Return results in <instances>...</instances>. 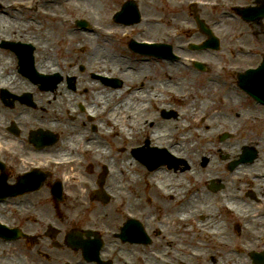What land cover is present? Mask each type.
Instances as JSON below:
<instances>
[{
    "label": "rangeland",
    "instance_id": "1",
    "mask_svg": "<svg viewBox=\"0 0 264 264\" xmlns=\"http://www.w3.org/2000/svg\"><path fill=\"white\" fill-rule=\"evenodd\" d=\"M122 1L123 0H57L56 2H53L51 3V5L46 7H51L52 13H55L59 16L63 15L78 17V15L81 16L83 15V13H89L90 16H93L91 18L97 20L104 27H108L112 25H118L113 21L112 14L114 13V11L119 9ZM173 2L174 0H146L145 4L150 7L149 10L151 12V14L148 15L158 18L161 17L160 19H162V24L161 26H159V29H157L158 27L152 28L153 33H151V30L148 27L150 32L148 37L157 38L161 36L164 31H173L177 27L181 26H184L185 28L195 26V28H197L194 21L189 19V15L187 16V14L179 11V9L174 6ZM27 11L22 16H17L21 17L20 19H22V22L20 19L19 21H12V24H15L17 26L20 25V30L19 28H16V30H12L13 28L7 30L5 28L0 31L14 37L17 36L16 38H23L24 40L33 39L34 42L44 45L45 43L43 40H46V38L42 32L44 31V28H46V30L48 29L52 33V37L54 38V40L50 41V49L48 50L51 53L55 52L56 55L59 53L55 50L59 49V40L64 36L67 37L66 42L78 49H74L73 51L68 53L67 51H64L62 53H59L58 55H66V57H68L69 54H72V56H76L74 55V53L80 52V47L78 46V44H87L85 47L86 51L92 54V51L89 49V47L92 48V44L95 43L100 46L101 53L104 54V57H102L101 55V60L98 64L105 71H108V69L110 68L115 72L114 63L117 62V59H119L120 68L138 65L135 62L136 57L127 54L128 52L126 49L125 40H122L119 37L111 38L108 41L89 37L88 39L93 40V43H87V41L85 40L86 37L84 35H77L75 33H72L71 31H73V29L71 30V27L70 29L64 28L56 20L52 22V20L50 19L34 16L35 21L32 25V22L26 18L27 16H32V14L31 12ZM205 15L207 19V14L205 13ZM38 20L41 22L40 24ZM145 26L147 25L144 24L143 27L139 28L140 25H136V28L139 29L134 30L133 36L137 37L140 34L143 35V37L147 38L146 35L144 36V34H142V30H144ZM217 29L222 38V47L218 53H220L219 55L222 56H228L230 58V61H228L230 62V64H240L246 66L247 64H254L258 59H260V57H257L253 59L242 58L244 59L242 60L239 58L241 57V55L233 58L232 52L233 50H235L237 45L245 43L248 45H256L255 47L260 50L261 54V49H263L262 47H264L263 33L256 34L257 36H253L252 38L250 35L251 29L245 24V22L241 21L240 19L232 20L229 18H224L223 23L220 24ZM195 33L196 35H198L199 39L204 38V36L199 31H197V29H195ZM37 36L41 38H38ZM199 39L196 38V40ZM42 57L43 56H41L40 58ZM168 67L170 66L166 65L165 63L157 66H150L152 73H159V76L152 77V80H156V77H160L161 71L167 70ZM173 69L175 70L168 71L170 72V78L168 81L169 93L161 90L163 93L162 95L165 96L161 99V101L165 104L164 106L169 108L168 111H176L178 113L177 118L179 119V122L175 124L176 130H172V132H169L170 130H167L169 132L168 137H170L172 141L174 140V142H179L180 140H182V135H188L189 141L185 143L188 145L185 146L184 144L182 147H178V150L185 153L186 160L193 164L194 169L187 170L184 173H177L180 175V186L177 187L178 190L174 188L177 191V196L175 198L169 199L167 198V196H165L164 193L158 192L157 190L155 191L151 183H149L150 185L147 183L149 177L143 170L136 171V169L134 168L132 170L129 167V161H123L121 155L126 153V151L118 150V147L116 148V151L113 149V146H110L109 140L100 139V142L104 143L103 145H107L109 147V155L113 157L112 167L116 169L117 173V176L115 175L114 177L116 183L113 185V190L115 192H117V190L128 191L131 195L130 210L147 214L151 220V225L157 222H160L163 225L165 224L167 226V229L169 230V233H171L176 242L178 241V245L174 249L181 250L182 255L185 256V262H187V260H192V264H199L198 261L193 260L190 254L192 250H201L207 254L208 262H211L213 260V257L216 259L217 257H219L220 264H234L235 261L243 262L244 259H246L249 264H252L251 259L246 255L244 256V254L239 252L237 249H235V251L239 255L236 252H232L230 254L231 257L228 258V254L230 253V249H232V247H229L228 245L222 246L220 248L217 246V244L214 243L215 241L202 237L197 229V221L204 226L216 230H218L216 228V225L217 223H219V227L222 229L220 231L222 236L226 240H230V242L243 241L245 243V240L247 242H250V240H254L253 235L245 232V230L242 229L243 231L241 230L240 234H237L235 230L236 225H238L240 222L239 220H245L249 216V214H251L249 213V211H251V207L244 206L245 203H243V211L244 207L246 208L244 211V215L246 217L243 218L242 215L234 216L228 214L223 209H221V204L227 201L230 198V195L236 196L238 194H241L242 196H244L243 193H247V188L250 187L248 185L249 181L247 178L243 177L240 180L241 182L235 180V173L232 174L229 171V166L228 168L226 167V165L230 161L235 160L238 157L241 150L245 148V146L253 147L258 152V157L256 160L257 165L254 166L251 171L258 170L259 168L264 166V151L262 150L264 147V111L255 110L253 108L256 106L253 104L254 102L250 101L233 87L232 82L236 79L235 75L231 77V74L229 73H220L218 71L216 72L215 69H211L206 73H202L200 76H193L190 70L184 69L182 67ZM129 71L130 74L126 76L128 85L131 84L132 77H134L132 75L134 73H137L132 72L131 70ZM165 72L167 71H164V73ZM146 80L147 79L145 78L144 81ZM161 82H164V80H161ZM125 89L126 87L123 89V91ZM172 90L180 92V96H178L179 99H176V96H173L171 92ZM114 98L115 97L108 96L106 100L113 101ZM194 98L199 99V102H197L198 104L194 108V113L198 115L196 117H192L190 110L186 107L188 101ZM228 100H232L235 102V110L229 109L225 110V112L223 113L220 112L219 114H213L212 109L201 108L203 107V103L206 104L211 102L215 103L216 107L219 108L222 105H227ZM101 105L102 104H100V107ZM200 110H203V112L199 115ZM248 113L254 117H258L259 120L255 121L254 119H252L251 122H247L242 116ZM135 119L129 117L128 120H130L131 122H135ZM0 121L2 122V124H4L2 116H0ZM162 121L164 123L165 120ZM182 121H186L187 123H189V125H192V130L185 131V128L182 127ZM64 124L65 127L64 129L62 127L61 130L67 129V131L60 132V139L57 143L58 147H56V152L61 151L60 149H62L63 151H65H62L63 153H70L73 155L75 146L82 140H79L77 143L73 142L72 145L67 147L66 144L69 140L68 137L72 132L70 126L67 125L68 123ZM75 124L84 129L81 131L78 130L80 135L86 133L87 127L82 123L81 119L76 121ZM217 129L220 130V132L234 131L236 134L233 133L232 137L220 141L218 140L217 136L211 135V132ZM205 134H209V140H203ZM125 137L126 135L122 137L113 136L110 140L114 141L116 144L118 143L117 145H120V141ZM141 139L143 140V142L139 145L145 144V133L138 135L137 140ZM167 141L168 140L166 139L162 142L163 144H165L164 146L167 145ZM255 142H258L259 145L255 144ZM235 149H237V151L236 153H233V150ZM128 158L134 160L132 156L130 157L128 155ZM205 158L208 159L207 165L204 161ZM91 161L94 162L97 166L103 165L104 162H106V160H98L96 156H92V158L88 162ZM122 165L126 167L124 171L120 170ZM128 169L130 170L132 175H130ZM97 170L98 168H95V166H92L91 169H82L77 167L70 169L69 174L72 175L73 178H75L78 184L80 180H83L84 182L83 185L79 184L81 187H78L77 189H74L72 187L71 190L76 197L74 201H69L66 199L64 201H68V203L64 201L63 202L66 205H72L74 203L80 204L79 208H81V211H78L79 213L75 212L70 214V218L72 220L79 219L80 215L81 218L83 217V221H85V216L89 219L88 224L91 226H104L107 223L111 229L118 230V228H116V222L119 218V212L117 208H121L122 210V207L112 204L103 205L95 200L92 195H90V191L93 188L92 186L96 185L98 174ZM193 171L194 173L191 174ZM241 171H239L238 175H242ZM94 174L96 175L94 176ZM196 174H200L203 179L218 178L222 181L224 187L218 190V192L207 193L206 190L201 191L199 198H194L192 202L190 201V203H186L180 213L193 214L196 222H193V225H190L188 228H184L182 227V223L179 221V224L181 225L179 228V224L175 218L176 214L178 213L176 212L177 208L175 207L176 202L184 198L187 188L191 186H193L194 188L205 186L203 182L199 183L197 179L192 178ZM159 176V182L162 185L164 184L167 189H170L167 187L169 186L167 178H165L164 180L161 174L156 177L158 178ZM44 189H47V191L45 192ZM48 192V188L44 187L37 194L28 196L22 203V206L33 208L34 212L37 214L36 217L27 218L24 216H17L14 210L11 209L10 205H8L7 207H0V215L16 221L23 228H29L30 231H26L31 234L36 233V235L44 233L48 228V226L46 225V221L52 220L57 227L61 228V234L60 232H58L56 237L53 239L41 235V245L28 244L24 239H20L18 242H15L13 244L4 243V245L0 247V249H5L3 251H1L2 249L0 250V264H64V262L66 261L64 250H60L56 245H51V242L55 241L56 239L59 240L60 244L63 246V239L70 231V226L58 223L59 218L55 216V210L52 206H46L41 203L38 204V200L50 197ZM170 194L173 195L172 189H170ZM198 199L200 201H197ZM247 201V203H249L250 205H252V203L254 202L253 200L249 199H247ZM63 202L61 204H63ZM88 205H90V208H87ZM65 208L67 209V207ZM179 209L180 207H178V210ZM252 209L256 210V212H261L264 209V199H262L261 203H256V205H254ZM210 214H214L215 217L212 216L210 219H208ZM254 214L257 213L254 212ZM176 231L180 233L182 239H180L176 235ZM38 242L39 241H37V243ZM163 243L160 244L165 245ZM154 244L152 246H142L140 249H133L126 246L127 251H122L121 256L126 258L128 257L127 264H140V257H146L147 260L153 261L151 257H153V254H155V251L161 252L165 250V246ZM260 245L264 244L261 242L259 246ZM256 249L261 250V248Z\"/></svg>",
    "mask_w": 264,
    "mask_h": 264
},
{
    "label": "flooded vegetation",
    "instance_id": "2",
    "mask_svg": "<svg viewBox=\"0 0 264 264\" xmlns=\"http://www.w3.org/2000/svg\"><path fill=\"white\" fill-rule=\"evenodd\" d=\"M67 76L76 77V72L73 69H69L67 71ZM88 76V75H87ZM89 77V76H88ZM95 82H89L87 80H77V81H68L62 80L59 81L56 86L51 91V96L44 97L41 95L33 96V101L35 102V106L27 107L26 110H22L20 108V102L17 98L12 99L11 107H8L3 101V109H2V119L4 121V128L0 129L1 137L3 140L2 150L0 153V188L4 191H14L11 194L17 197H9L0 204V207H7L10 205L11 209L14 210L17 216H24L27 218H31L32 216L36 217L37 214L34 212L33 208L22 206V203L25 199L33 194H37L44 187L48 188V194L50 197L43 198L38 200V204H44L46 206H52L55 210V216L59 218L60 224H65L66 226H70V231H79L80 229H85L88 225L87 221H83V217L79 215V219L72 220L70 218L71 213H75L81 211L80 204L74 203L72 205L65 204L68 201H74L76 199L75 194L72 192V187L77 189L83 185V180L79 181V184L76 182L75 178L69 174V170L72 168H76V166L64 168L60 165V162L64 157L69 156H78L77 148L78 147H94L96 149L100 148V135L92 134L91 130L88 128V124L85 122L84 117L86 115L85 109L90 106L91 109L95 110L97 99L90 94L88 88L96 89L93 85ZM41 90L39 87H37ZM21 88L19 86L14 87L15 93H20ZM49 105L50 108L46 109L45 106ZM62 116H69L71 120L79 119L82 120V123L87 127L86 133L82 135L79 134L78 130H84L82 127L75 124L76 121H62ZM15 122L19 129H15L12 127V123ZM36 123H41L48 126V129H43L42 131H38L35 128ZM64 123H68L67 125L71 128V134H69V140L67 141V147L72 145L73 142L77 143L79 140H82L77 144L74 148L73 155L70 153H63L61 151L56 152L57 143L60 139V132L67 131L61 130V128L65 127ZM78 134V138L73 141L74 136ZM88 135H92L93 139L89 142L85 141V137ZM58 140V141H57ZM57 142V143H56ZM63 151V152H62ZM92 156H96L97 159L99 156L97 152L92 155H88L86 157V163L82 166V169H85L89 163L95 168H98L97 172L101 171V165L97 166L94 162H88ZM100 169V170H99ZM26 173L28 174L26 177H23ZM96 174H94L95 176ZM39 176H41V187L28 193L26 195L18 196L15 195L20 190L19 185L24 183H36L38 181ZM61 183L63 188V194L61 198H58L56 195L57 185ZM95 188V185L92 186ZM92 188V190H93ZM253 190L257 192V195L264 196V189L255 187V185H251ZM91 190V191H92ZM3 191V192H4ZM46 192L47 189H44ZM90 191V192H91ZM8 193V192H7ZM9 194V193H8ZM59 200V201H58ZM253 200L257 201L256 197ZM64 201V202H63ZM63 202V204H61ZM67 207V209L65 208ZM90 205L87 206V208ZM175 207H177L175 205ZM26 211L30 212L31 216H27ZM177 212V209H176ZM79 213V212H78ZM178 216L176 214L175 218ZM0 217L9 223L13 224L15 227H20L25 231H30L29 228H23L19 223L13 221L3 215ZM46 225L49 227L50 225L56 227L61 234V228L57 227L52 220L46 221ZM179 227V226H178ZM36 234V233H34ZM168 235L171 237V240H166ZM176 235L182 239L180 233L176 231ZM148 246L152 245V238ZM18 242V241H16ZM28 244H33L26 241ZM58 242H60L58 240ZM156 242L158 245L162 246H171L175 248L178 245V241L173 238L171 233H168L167 226L164 224L162 226V231L156 233ZM8 244H13L15 242H7ZM41 239L39 242L35 243L41 245ZM57 242L52 241L51 245H56ZM39 245V246H40ZM58 247V246H57ZM60 250H64L66 261L71 264H95L90 263L88 260L83 258V252L80 250H74L68 246L58 247ZM40 252V250H39ZM177 255H181V251L175 250ZM102 259L107 261L105 264H118L114 249L112 247H108L107 249L101 250ZM75 259V260H74ZM2 264V263H1ZM150 264L152 262L150 261ZM164 264V263H158Z\"/></svg>",
    "mask_w": 264,
    "mask_h": 264
},
{
    "label": "bare ground",
    "instance_id": "3",
    "mask_svg": "<svg viewBox=\"0 0 264 264\" xmlns=\"http://www.w3.org/2000/svg\"><path fill=\"white\" fill-rule=\"evenodd\" d=\"M41 13V15L43 16V17H47V18H49V19H55L54 18V16H53V13H51V7H46L43 11H41L40 12ZM4 17V19H3V22H6V23H10L9 21H6V17L5 16H3ZM60 24H62L63 23V19H61L60 17H58L57 19H56ZM2 22V23H3ZM6 27H10V26H6ZM155 27H157V26H155ZM95 29H97V30H100V31H102L103 33H105V34H108V35H113V34H117V33H125V34H127V30H128V27H125V26H108V28L109 29H111V31L110 32H107V31H104V29H102V28H100V27H94ZM46 30V28H44V31ZM46 32V31H45ZM44 32V33H45ZM82 33H84V32H82ZM88 36H90V37H92V35H90V34H87ZM94 35V34H93ZM47 38H50V36H48ZM106 41V40H105ZM1 61H5V59L4 58H1ZM115 67L118 69L119 67H120V63H118V64H116L115 65ZM147 67H149V66H147ZM8 69L5 67V71H7ZM191 74L193 75V76H200V74L201 73H197V72H192L191 71ZM144 75V74H143ZM172 75V74H171ZM168 76H170V72H167L166 74H165V78H169ZM140 94V93H139ZM135 96V95H134ZM197 102H199V99L198 98H194V99H192V100H190V101H188V103H187V109H189L190 110V112H191V116L192 117H196V116H198L197 114H195L194 113V108H195V106L198 104ZM123 105V104H122ZM122 105H120L117 109H116V111H115V115L116 116H119L120 114H122V112H128V113H132V114H134V115H136L137 116V118L139 119L138 120V123H143V127H142V130L144 129V127H145V125L144 124H146L145 122H146V117H149L150 119H152V117L151 116H149V114H146V115H144V113L146 112L147 113V109L149 108L148 106H146V109H145V107H144V105H141V104H138V103H133V102H131L130 101V98H127V102H126V106H122ZM234 107H236V104L235 103H232V102H228V104L227 105H222V106H220L219 108H217L216 107V104L215 103H213V102H211V103H203V107H201L202 109H212V112H213V114H219L220 112L221 113H223V112H225V110H229V109H231V110H235V108ZM257 108H259V107H257ZM216 109V110H215ZM262 110L261 111H264L263 109L264 108H261ZM202 112H203V110H200L199 111V115L200 114H202ZM243 118H244V120H246L247 122H251L252 121V119L251 118H253L254 119V117L251 115V114H247V115H243L242 116ZM256 121H258V120H256ZM179 122V119L178 120H170V121H168V123H169V127H175V124H177ZM201 122H202V119H201ZM189 125V123H187L186 121H182V127L183 128H186L187 126ZM160 126H162L159 122H156L155 123V127H154V134H158L159 136H160V138H158V139H163V137H164V132L161 130V128H160ZM155 136V135H154ZM163 136V137H162ZM78 138V134H76L75 136H74V138H73V141L74 140H76ZM182 138H183V142L184 143H187L188 141H189V138H188V135H186V134H184V135H182ZM130 138H128V137H125V138H123L122 140H121V142H122V144H125L126 143V141L127 140H129ZM183 144V143H182ZM186 145H188V144H185V146ZM236 151H237V149H235V150H233V153H236ZM174 153L176 154V155H180V153L179 152H175L174 151ZM128 155L131 157V155H130V153L128 152V151H126V153H124L123 155H121L122 156V159H123V161H129V167L133 170V168L134 169H136V171H141V170H143L144 172H145V174L146 175H148L149 176V180L147 181V182H150V183H152L153 181H154V177H156L159 173H162L163 172V170L162 169H159V170H157V171H153V172H150L144 165H142V164H139L137 161H135V160H132V159H130V158H128ZM192 166V165H191ZM126 169V167L124 166V165H122L121 166V168H120V170L122 171H124ZM239 169H241V168H238L237 170H239ZM128 172L130 173V175H132V173L130 172V170L128 169ZM177 172V171H176ZM163 175H165V173H162ZM169 175H174V173H171V174H169ZM236 176L238 175V173H236L235 174ZM239 176V175H238ZM167 182L170 184V186H171V188H173L172 187V185L173 186H176L177 185V180L176 179H174V178H169V179H167ZM155 184H156V187L154 188V190L156 191L157 189H163L164 188V186L162 185V184H160L159 182H155ZM165 189V188H164ZM165 192H167L168 194H170V190L168 189L167 191H165ZM236 204H237V206L239 207V208H241L242 207V205L240 204V202L238 201H236L235 202ZM226 207H227V209L228 210H230V211H234V212H236L235 211V209L231 206V205H229L228 203L226 204ZM238 213V212H237ZM214 217H215V215H213ZM217 223V222H216ZM220 226V224L219 223H217V225H216V228L219 230H217V232H219L220 233V235H222L221 234V228L219 227ZM76 236H81L80 235V233H77V234H75ZM221 242V241H220ZM226 242L227 241H225V243L224 244H226ZM2 246H3V244H2ZM243 251H244V253H246L247 251H248V248H243ZM231 257V255H229L228 256V258H230ZM204 259H206V257H204ZM220 260V259H219ZM218 260V261H219ZM218 261H217V263H218ZM241 263H243V264H247V262H246V260H244L243 262H241V261H235L234 262V264H241ZM200 264H207V262H206V260H202L201 262H200Z\"/></svg>",
    "mask_w": 264,
    "mask_h": 264
},
{
    "label": "water",
    "instance_id": "4",
    "mask_svg": "<svg viewBox=\"0 0 264 264\" xmlns=\"http://www.w3.org/2000/svg\"><path fill=\"white\" fill-rule=\"evenodd\" d=\"M262 79L260 78H256L255 81L259 82ZM245 88L249 91H253L255 92V95L257 92H264V86H261L259 83L255 84V85H251V86H245Z\"/></svg>",
    "mask_w": 264,
    "mask_h": 264
}]
</instances>
